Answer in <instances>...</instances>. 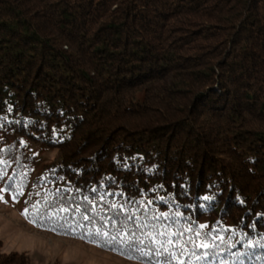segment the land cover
Returning <instances> with one entry per match:
<instances>
[{"label": "trees", "instance_id": "1", "mask_svg": "<svg viewBox=\"0 0 264 264\" xmlns=\"http://www.w3.org/2000/svg\"><path fill=\"white\" fill-rule=\"evenodd\" d=\"M0 184L141 264H264V0H0Z\"/></svg>", "mask_w": 264, "mask_h": 264}, {"label": "rangeland", "instance_id": "2", "mask_svg": "<svg viewBox=\"0 0 264 264\" xmlns=\"http://www.w3.org/2000/svg\"><path fill=\"white\" fill-rule=\"evenodd\" d=\"M40 159V165L51 161L55 152L28 142ZM40 168L35 170L38 173ZM0 252L17 253L24 264H141L96 245L78 239L58 236L32 227L24 219L21 198L0 184Z\"/></svg>", "mask_w": 264, "mask_h": 264}, {"label": "snow or ice", "instance_id": "3", "mask_svg": "<svg viewBox=\"0 0 264 264\" xmlns=\"http://www.w3.org/2000/svg\"><path fill=\"white\" fill-rule=\"evenodd\" d=\"M4 190L3 189H0V193H2ZM0 199H3L2 196H0ZM204 200H208L210 199L209 197L205 196L203 197ZM27 209H25V212L22 213V214H26L27 213ZM84 219H88L87 217H85ZM155 227V226H153ZM201 228L204 227V225H201L200 226ZM197 235H199V233H197ZM113 241H116V237H113L112 238ZM139 243H143V241H139ZM172 241L169 240L167 241V244L168 245H171ZM196 247H204V248H208L209 245L208 244H197ZM155 254L159 257V256H162V261L161 260H158L157 261V264H173V262L175 261L176 259V254L174 252H171L169 247L167 246H164L163 244L161 245V247L159 249L156 250ZM164 254H167V255H164ZM197 259H201L200 256H197Z\"/></svg>", "mask_w": 264, "mask_h": 264}]
</instances>
